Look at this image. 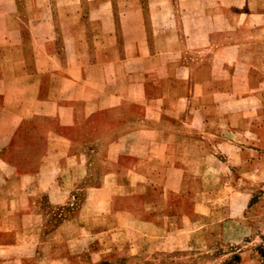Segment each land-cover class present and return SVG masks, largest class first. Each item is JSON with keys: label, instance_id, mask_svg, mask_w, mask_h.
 <instances>
[{"label": "crops", "instance_id": "obj_1", "mask_svg": "<svg viewBox=\"0 0 264 264\" xmlns=\"http://www.w3.org/2000/svg\"><path fill=\"white\" fill-rule=\"evenodd\" d=\"M89 1L0 0V264H186L206 211L174 196L203 191L208 122L264 102V0ZM93 130L117 135L85 156Z\"/></svg>", "mask_w": 264, "mask_h": 264}, {"label": "rangeland", "instance_id": "obj_2", "mask_svg": "<svg viewBox=\"0 0 264 264\" xmlns=\"http://www.w3.org/2000/svg\"><path fill=\"white\" fill-rule=\"evenodd\" d=\"M111 3L110 9L114 12L120 11L124 7H133L122 0H112ZM139 3L135 2L137 10H141ZM141 3L142 9L151 8L147 0H141ZM172 4L166 6V11L175 12L177 15L178 6L174 2ZM96 7L95 1L83 0L80 10L87 12ZM169 19L171 24L174 19L178 24V17L170 16ZM56 20L58 21L56 24L61 22L65 24L64 21H60V18H56ZM118 22V17H115V20L110 24L117 25ZM79 24L94 28L99 24V21L95 16L84 15L79 18ZM144 24L148 27L152 26V18L145 17ZM60 35L56 34L57 41L61 40ZM131 35L137 37L140 34L133 33ZM116 36H118V40L121 39L120 34H116ZM92 39L99 40L98 36H94ZM112 39L114 42V38ZM185 51H181V49L177 51L179 54L182 53L184 61L187 54ZM195 53L199 54L200 52L195 50ZM224 99L231 101L234 98L229 96ZM240 101L242 102L239 107L243 108L240 109V112H244L246 115L247 103L242 98ZM252 104L255 105L256 100ZM256 105L258 106H256L253 116H245L240 120L241 118L231 114L228 116L227 125L223 119L224 127L222 129L213 121L208 122L206 134L208 156H201L202 158L199 160L201 165L205 164L206 174L200 177L188 175L186 179L184 178L185 184H183L187 187L200 185L203 191L191 194L192 198L190 199L185 193L174 196V200L183 202V204L184 202L187 204L189 200L199 201L206 211V216L200 218V223L198 220L195 225L196 230L192 234L194 237L192 243L186 244V264H264V102ZM118 115V113L106 114L105 119L106 121L117 120ZM234 127L238 132L231 130L235 129ZM113 132L102 135V133H94L93 130L94 134L91 135V140L94 143L84 146V155L98 156L102 154L107 148V145L102 142L107 144L109 140H113L117 135ZM216 135L223 142H228L229 146L232 144V150L221 153L222 149L216 144L213 146L211 142L216 140ZM94 138L96 140L100 138V142L97 144ZM90 178L92 177L90 176ZM84 185H86L85 182L78 183L79 192L82 193ZM187 198L188 200H186ZM195 209L198 208L192 207L191 203V208H187L186 211L194 213ZM60 210L63 218L83 211L81 209L72 211L65 208ZM57 219H59L58 215Z\"/></svg>", "mask_w": 264, "mask_h": 264}]
</instances>
